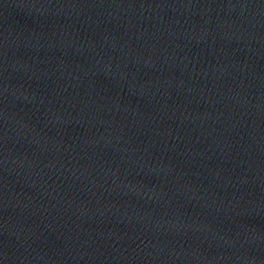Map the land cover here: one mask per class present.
<instances>
[{"label":"water","instance_id":"95a60500","mask_svg":"<svg viewBox=\"0 0 264 264\" xmlns=\"http://www.w3.org/2000/svg\"><path fill=\"white\" fill-rule=\"evenodd\" d=\"M0 264H264V0H0Z\"/></svg>","mask_w":264,"mask_h":264}]
</instances>
